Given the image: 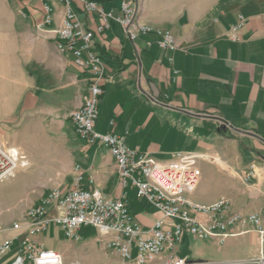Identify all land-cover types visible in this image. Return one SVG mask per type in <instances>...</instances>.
I'll return each instance as SVG.
<instances>
[{
	"label": "crops",
	"instance_id": "obj_1",
	"mask_svg": "<svg viewBox=\"0 0 264 264\" xmlns=\"http://www.w3.org/2000/svg\"><path fill=\"white\" fill-rule=\"evenodd\" d=\"M18 1L25 27L42 31L35 41H20L21 55L30 69L23 105L77 138L71 165L53 188L66 195L80 174L81 188L124 197L146 230L158 220L170 225L173 221L139 197L135 187L120 185L109 149L88 144L75 133L71 114L88 93L92 75L57 47L53 30L62 24L65 4ZM92 1L120 15L121 0ZM45 5L53 7V20L40 28ZM71 6L85 29L95 30L101 23L98 12L84 11L77 0ZM240 16L244 24L233 41L228 31ZM139 17L152 30H170L178 48L162 49L154 33L131 40L118 22L110 20L109 28L94 40V50L105 64L96 130L123 135L129 147L158 159L195 151L202 175L188 198L206 205L226 198L231 211L242 216L223 242L186 233L172 249L165 247L154 263L180 256L218 264H260L264 243L248 217L258 214L264 230V0H140ZM251 163L256 176L248 180ZM61 213L60 208H49L45 229L33 237L37 244L60 252L64 264H125L108 246L109 237L100 236L92 226L78 231L80 240L68 238L55 222ZM91 227L92 236L86 232ZM26 230L6 232L0 238Z\"/></svg>",
	"mask_w": 264,
	"mask_h": 264
},
{
	"label": "built area",
	"instance_id": "obj_2",
	"mask_svg": "<svg viewBox=\"0 0 264 264\" xmlns=\"http://www.w3.org/2000/svg\"><path fill=\"white\" fill-rule=\"evenodd\" d=\"M64 3L66 12L62 24L53 30L59 51L69 54L79 68L89 72L92 79L88 93L79 108L71 114L75 133L88 144H98L110 150L116 165L120 185L135 187L138 196L157 208L165 219L173 221L167 225L158 220L146 230L132 213L124 197L115 198L99 189L86 190L79 183L83 176L78 174L71 189L62 195L60 188L49 190L39 203L28 208L25 221L15 222L13 229L23 227L22 235L6 239L0 238V264H64L60 252L37 244L34 236L45 229V216L50 207H57L62 213L55 218L68 238L80 240L78 231L83 226L94 227L100 236L109 237L108 246L116 250L125 264H155L165 247L172 249L180 243L186 233L196 238H220L223 242L229 235V228L242 220L238 212L231 211L230 201L222 198L206 205L192 201L188 194L193 192L202 175L199 165L200 155L195 151H178L166 159H158L148 152H141L126 144L125 136L115 133H100L96 130L99 119V105L104 94L102 77L105 64L102 56L94 50L96 35H102L109 28L110 20H115L131 40L143 34H156L162 49L174 51L178 48L176 37L170 30H152L140 22V0H121L120 15L105 11L92 0H77L86 12H98L101 23L95 30H87L78 14L71 6L72 0H57ZM46 15L39 27L52 23L53 7L45 5ZM244 24L243 16L233 24L228 37L239 38V30ZM151 42H149L150 44ZM139 53L140 49L136 48ZM172 60V57H170ZM26 156L17 149L6 148L0 143V182L12 176L23 165ZM256 176V166L249 165L246 179ZM264 243L261 217L249 215ZM135 245L137 253L132 255ZM15 246V250H13ZM260 264H264V250L261 247ZM112 264V263H103ZM157 264H218L210 261H190L180 256H171Z\"/></svg>",
	"mask_w": 264,
	"mask_h": 264
},
{
	"label": "rangeland",
	"instance_id": "obj_3",
	"mask_svg": "<svg viewBox=\"0 0 264 264\" xmlns=\"http://www.w3.org/2000/svg\"><path fill=\"white\" fill-rule=\"evenodd\" d=\"M19 8L18 0H0V143L19 150L29 165L0 182V236L13 231V224L23 221L28 208L59 184L77 142L74 132L23 105L30 69L20 41H35L41 30L26 28ZM86 232L92 236L94 229ZM136 253L133 245L132 255Z\"/></svg>",
	"mask_w": 264,
	"mask_h": 264
},
{
	"label": "bare ground",
	"instance_id": "obj_4",
	"mask_svg": "<svg viewBox=\"0 0 264 264\" xmlns=\"http://www.w3.org/2000/svg\"><path fill=\"white\" fill-rule=\"evenodd\" d=\"M29 165V161L27 160V158H26V160H25V163L23 164V165H20V167H18V168H21V167H26V166H28ZM15 174V172L13 173V175ZM12 175V176H13Z\"/></svg>",
	"mask_w": 264,
	"mask_h": 264
}]
</instances>
